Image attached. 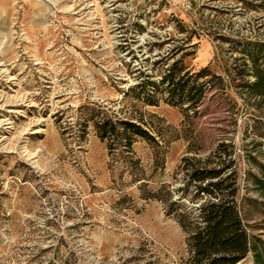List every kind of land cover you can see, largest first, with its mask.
Segmentation results:
<instances>
[{
	"label": "rangeland",
	"instance_id": "rangeland-1",
	"mask_svg": "<svg viewBox=\"0 0 264 264\" xmlns=\"http://www.w3.org/2000/svg\"><path fill=\"white\" fill-rule=\"evenodd\" d=\"M254 73L264 0H0V264H180L170 203L203 202L189 176L203 166L236 183L257 244L237 264H264ZM107 120L152 139L120 125L101 139Z\"/></svg>",
	"mask_w": 264,
	"mask_h": 264
},
{
	"label": "trees",
	"instance_id": "trees-1",
	"mask_svg": "<svg viewBox=\"0 0 264 264\" xmlns=\"http://www.w3.org/2000/svg\"><path fill=\"white\" fill-rule=\"evenodd\" d=\"M251 62L256 68L257 58L251 57ZM208 72L209 69L203 67L197 74L207 76ZM254 75L252 86L258 88L264 79L258 73ZM173 80L169 71L162 81L170 83L172 88L179 87L178 92L188 101L193 88L187 87L186 81L179 79L174 84ZM117 125L123 127L124 133L152 139L139 125L130 121L107 120L95 123V128L101 139H113ZM126 139H130L128 135ZM130 143L128 140L127 144ZM223 171L206 166L190 169L189 176L196 185V197L203 202L197 207L185 206L178 201L170 203V206L181 207L177 221L187 235V257L180 264H237L250 251L256 254L257 244L248 234L241 216L233 175L223 177Z\"/></svg>",
	"mask_w": 264,
	"mask_h": 264
}]
</instances>
